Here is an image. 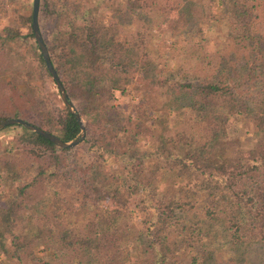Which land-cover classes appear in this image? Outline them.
I'll return each instance as SVG.
<instances>
[{"label":"trees","instance_id":"16d2710c","mask_svg":"<svg viewBox=\"0 0 264 264\" xmlns=\"http://www.w3.org/2000/svg\"><path fill=\"white\" fill-rule=\"evenodd\" d=\"M122 1L118 13L149 19L143 32L181 23L193 76L140 74L128 93L126 52L144 50L145 35L115 38L97 14L99 3L85 5L82 15L63 3L46 31L39 22L52 6L39 0L40 34L85 136L58 148L19 124L0 130H17L11 150L0 154V264H264V253L248 259L251 248L264 252V0ZM4 5L0 0V19ZM21 18L32 39L23 43L29 57L15 63L17 38L5 40L0 30V51L10 47L0 83L21 88L29 102L34 89L42 92L38 81L48 79L58 100L30 30L31 5ZM125 94L154 113V130L109 114ZM31 104L1 109L0 122L21 118L63 141L75 138L77 123L60 99L54 117ZM167 117L172 127L163 132L156 124ZM84 144L86 162L39 166L26 179L33 154ZM157 182L166 186L160 194Z\"/></svg>","mask_w":264,"mask_h":264},{"label":"rangeland","instance_id":"374dc122","mask_svg":"<svg viewBox=\"0 0 264 264\" xmlns=\"http://www.w3.org/2000/svg\"><path fill=\"white\" fill-rule=\"evenodd\" d=\"M49 6V12H47L48 20L41 19L39 25L45 26V30H51L54 25V14L55 11H62L65 8L61 7L64 5H71L76 8V12L78 15H82L86 9V6L92 7L94 3H99L100 9L97 10V14L100 16H104V26L106 29H111L115 32V38H121L122 36L129 34L130 36L141 38L140 35H145V39L148 44L145 45V49L138 50L129 48L126 52V61L128 63L127 73L125 74V78H129L127 82L123 85L126 88V92L129 91V88L132 87V84H128L130 80H136L140 74L144 75H156L158 77H165L168 75L182 77L184 76H193L190 74L189 68L194 64V58H191L188 55V45L186 40V30L182 27L180 22H171L169 25L159 28L154 25L149 32L145 30V32L141 31L143 25L145 27L149 25V19L144 18V15L130 14L127 11L122 13H118L117 10L122 8L125 4L122 0H46ZM31 0H5L4 5V14L0 19V30L3 31V38L5 40H9L12 36L16 39V43L19 44L17 50L14 55L11 57L15 63L21 64L28 59V53L25 44H32V39L27 37L24 33L28 28L27 24L22 23L21 14H27L28 9L30 8ZM71 10H68V14L71 16ZM90 20V18L95 19L94 16L86 17ZM99 18V17H98ZM180 30V31H179ZM141 32L140 35L137 32ZM189 31V30H188ZM203 32L205 33V27H203ZM206 37L209 39L207 33ZM196 39L195 35L193 36ZM204 49L209 51L212 48V43L210 40L204 41ZM6 46V45H5ZM4 47L2 51H0V60L5 58H9L7 55V51L10 47ZM10 55V54H9ZM135 64V68L133 65ZM183 76V77H184ZM182 77V78H183ZM38 85L41 87L39 93L38 88L34 89L33 98H30L29 102L25 101V92L19 87H12L11 83H0V110H25L28 108L31 103H35L37 107V112L42 110L49 111L51 116H55V109L58 105L59 99L52 94V84L47 79L38 81ZM129 93V92H128ZM116 97H118V91H114ZM138 97L136 95H123L116 99L113 102V108L110 110L109 114L114 118H117L120 123H127L128 121H133L134 119H138L142 121V124L153 125L151 128L155 126V123H152L150 120L154 118V113L150 116L148 113H143L142 109L138 107H134L137 104ZM160 103V102H159ZM153 109V108H150ZM149 109V110H150ZM170 119V117H167ZM164 120V119H163ZM160 120L159 124L163 125V132H166L170 125L172 127L171 122L173 118L170 119L169 122ZM168 120V119H167ZM181 120L182 116H181ZM167 123L169 124L167 126ZM250 125V124H249ZM175 127V126H174ZM181 128V126L179 127ZM154 130V129H153ZM161 131V132H162ZM156 133L157 131H153ZM162 132V133H163ZM153 133V134H154ZM17 134V130L8 129L0 132V154H5L10 151L13 144V138ZM152 138V142L154 140V135L150 136ZM147 144L146 140L140 142V144ZM89 152L86 150V145H79L77 148L67 151L54 150V151H44L39 152L38 155L33 154V160L28 165V172L25 174L26 179H29L35 170L41 166L44 168H49L53 170L57 168L59 170H67L70 168H75V164H79L81 162H86L89 157ZM91 155V154H90ZM121 164V161L116 163L118 166ZM114 167V166H113ZM24 179V180H26ZM185 183V180L183 181ZM166 188L162 183L157 182V190L158 194L162 192V190ZM0 190L2 192H6L5 187H1ZM141 208H139V212ZM187 218L193 217V212L186 213ZM196 220H200L199 216L195 218ZM214 252V256H217L219 253ZM263 250L259 249V247H254L249 249L250 259H256L258 256H262ZM251 254V255H250ZM1 259V257H0Z\"/></svg>","mask_w":264,"mask_h":264},{"label":"water","instance_id":"95a60500","mask_svg":"<svg viewBox=\"0 0 264 264\" xmlns=\"http://www.w3.org/2000/svg\"><path fill=\"white\" fill-rule=\"evenodd\" d=\"M38 7H39V0H31L30 30L33 34V39H34V41L38 47V50L41 54L42 59L44 61V65L46 67V70L48 71L51 79L53 80V82L56 86L60 101L66 107L68 112L73 115V117L77 123L78 133L75 136V138H73L71 140L63 141L60 138H58L57 136H55L49 132H46L45 130H43L37 126H34V125L30 124L29 122H27L26 120L21 119V118H7V119L1 121L0 122V130L2 128H4L5 126H8V125L19 124L22 127H24V128H26V129H28V130L36 133V134H39L40 136L48 139L50 142H52V144H54L58 148H71V147L77 145L84 138L85 126H84V123L81 120L77 110L73 106L72 102L68 99L67 94L63 88V85L60 82L59 77H58L55 69L53 68V66L50 62L47 48L45 46V43L43 42L42 36H41L39 28H38V23H37Z\"/></svg>","mask_w":264,"mask_h":264}]
</instances>
